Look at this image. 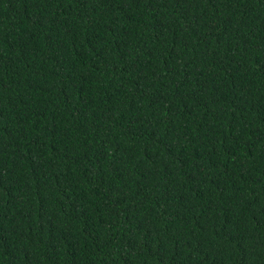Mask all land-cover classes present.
Listing matches in <instances>:
<instances>
[{
	"label": "trees",
	"instance_id": "obj_1",
	"mask_svg": "<svg viewBox=\"0 0 264 264\" xmlns=\"http://www.w3.org/2000/svg\"><path fill=\"white\" fill-rule=\"evenodd\" d=\"M0 264H264V0H0Z\"/></svg>",
	"mask_w": 264,
	"mask_h": 264
}]
</instances>
